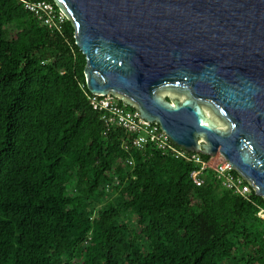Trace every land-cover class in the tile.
Masks as SVG:
<instances>
[{
	"label": "trees",
	"instance_id": "16d2710c",
	"mask_svg": "<svg viewBox=\"0 0 264 264\" xmlns=\"http://www.w3.org/2000/svg\"><path fill=\"white\" fill-rule=\"evenodd\" d=\"M28 1L0 0V264H264V198L125 150L91 105L74 23L53 33Z\"/></svg>",
	"mask_w": 264,
	"mask_h": 264
},
{
	"label": "water",
	"instance_id": "95a60500",
	"mask_svg": "<svg viewBox=\"0 0 264 264\" xmlns=\"http://www.w3.org/2000/svg\"><path fill=\"white\" fill-rule=\"evenodd\" d=\"M54 1L92 95L136 106L188 156L225 157L264 198V0Z\"/></svg>",
	"mask_w": 264,
	"mask_h": 264
},
{
	"label": "built area",
	"instance_id": "2783aa9c",
	"mask_svg": "<svg viewBox=\"0 0 264 264\" xmlns=\"http://www.w3.org/2000/svg\"><path fill=\"white\" fill-rule=\"evenodd\" d=\"M26 7L53 33H61L68 21L61 9L46 0H30L26 2ZM90 100L94 110L103 113L102 117L109 125L119 124L132 137L131 140L124 141L125 150L132 145L144 151L152 145L176 159L194 163L196 169L191 173V179L197 187H203L207 182V177L211 174L223 189L234 195L249 199L255 191L252 184L239 174L225 157L218 154L205 159L202 157L203 154L197 153L188 156L170 140L167 134H163L158 129V123L145 121L139 115V109L136 106L127 105L120 96L92 95ZM127 163L130 167L134 166L133 160H128ZM263 215L264 210H261L259 216Z\"/></svg>",
	"mask_w": 264,
	"mask_h": 264
}]
</instances>
